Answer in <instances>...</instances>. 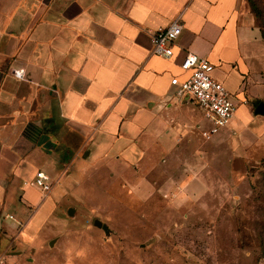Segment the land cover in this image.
<instances>
[{
	"label": "crops",
	"instance_id": "0c3cea01",
	"mask_svg": "<svg viewBox=\"0 0 264 264\" xmlns=\"http://www.w3.org/2000/svg\"><path fill=\"white\" fill-rule=\"evenodd\" d=\"M178 18L174 56L155 55L152 35ZM187 53L208 59L238 105L210 140L201 109L171 83L187 77ZM260 103L264 41L246 0H0V256L19 226L38 227L53 211L45 203L58 187L45 197L38 171L56 181L108 164L131 171L116 176L148 200L157 191L196 198L213 188L214 171L261 167Z\"/></svg>",
	"mask_w": 264,
	"mask_h": 264
},
{
	"label": "rangeland",
	"instance_id": "374dc122",
	"mask_svg": "<svg viewBox=\"0 0 264 264\" xmlns=\"http://www.w3.org/2000/svg\"><path fill=\"white\" fill-rule=\"evenodd\" d=\"M251 1L262 35L264 0H246L252 11ZM117 173L131 171L63 172L45 203L52 213L38 227L19 226L0 264H264V165L243 177L214 171L213 188L192 199L160 191L135 199Z\"/></svg>",
	"mask_w": 264,
	"mask_h": 264
},
{
	"label": "built area",
	"instance_id": "2783aa9c",
	"mask_svg": "<svg viewBox=\"0 0 264 264\" xmlns=\"http://www.w3.org/2000/svg\"><path fill=\"white\" fill-rule=\"evenodd\" d=\"M183 33L180 18L168 28L160 29L151 37L153 53L170 59L174 56V47ZM187 73L184 80L174 78L172 86L180 93L189 95L201 109L209 127L202 132V137L210 140L222 129L231 124L238 111V105L226 89L225 85L213 77V65L206 58L187 53L180 64ZM16 77L23 79V71H17ZM53 179L43 171H38L34 185L48 197L54 186Z\"/></svg>",
	"mask_w": 264,
	"mask_h": 264
},
{
	"label": "water",
	"instance_id": "95a60500",
	"mask_svg": "<svg viewBox=\"0 0 264 264\" xmlns=\"http://www.w3.org/2000/svg\"><path fill=\"white\" fill-rule=\"evenodd\" d=\"M255 114L264 115V103H260L258 105ZM74 213H75V210L71 209L70 210V216H73ZM94 225H95V227H97L99 229H102L105 232L109 231V227L106 224H104L102 221H100V220H96Z\"/></svg>",
	"mask_w": 264,
	"mask_h": 264
},
{
	"label": "trees",
	"instance_id": "16d2710c",
	"mask_svg": "<svg viewBox=\"0 0 264 264\" xmlns=\"http://www.w3.org/2000/svg\"><path fill=\"white\" fill-rule=\"evenodd\" d=\"M250 5H251V9H252L251 12L254 14V16H255V22H256L257 21L256 18H258V12L256 10L257 7H256V5H255V3L253 1L250 2ZM262 37L264 39V32L262 33Z\"/></svg>",
	"mask_w": 264,
	"mask_h": 264
}]
</instances>
